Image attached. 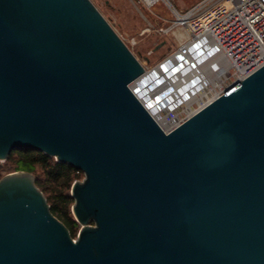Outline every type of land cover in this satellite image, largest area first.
Masks as SVG:
<instances>
[{"label": "water", "instance_id": "95a60500", "mask_svg": "<svg viewBox=\"0 0 264 264\" xmlns=\"http://www.w3.org/2000/svg\"><path fill=\"white\" fill-rule=\"evenodd\" d=\"M145 72L90 0H0V162L84 176L75 238L32 174L0 179V264H264V65L168 133Z\"/></svg>", "mask_w": 264, "mask_h": 264}, {"label": "rangeland", "instance_id": "374dc122", "mask_svg": "<svg viewBox=\"0 0 264 264\" xmlns=\"http://www.w3.org/2000/svg\"><path fill=\"white\" fill-rule=\"evenodd\" d=\"M202 1L204 0H163L153 8H147L140 0H90L145 68V74H150L147 80L142 77L131 88L158 124L169 129L172 126L164 122L161 113L155 111L153 105L162 104L165 100L164 107L172 108L174 101L172 102L170 97L167 98L173 85L168 87L167 83L170 82L168 79L179 76L184 70L186 62H184L183 68L181 64H178V57L171 55L180 47L187 45L191 33L197 28L199 22H202L224 3V0H219L213 4L211 7H214L213 9L207 8L205 11L197 12L189 20L186 27L178 24V16H187L185 14L193 10ZM176 13L180 15L176 17ZM178 32L187 33V37L179 39ZM145 94H149L150 98L147 99ZM4 162H0V165L4 166ZM2 175L5 176V173ZM83 178L81 173L77 181H82ZM78 228H80L79 225Z\"/></svg>", "mask_w": 264, "mask_h": 264}, {"label": "built area", "instance_id": "2783aa9c", "mask_svg": "<svg viewBox=\"0 0 264 264\" xmlns=\"http://www.w3.org/2000/svg\"><path fill=\"white\" fill-rule=\"evenodd\" d=\"M140 1L145 7L153 8L163 0ZM218 1L200 2L185 14L187 19L183 24L177 18L178 24L187 26L197 12L210 9ZM226 1L230 2V7L224 13L202 30H193L189 43L171 56H177L178 64L182 67L184 62H189L188 67L196 70V61L201 60L206 67H215L223 74L237 73V84L264 65V0H224ZM177 15L180 14L176 13V17ZM159 126L166 133L176 127L169 129Z\"/></svg>", "mask_w": 264, "mask_h": 264}, {"label": "bare ground", "instance_id": "6f19581e", "mask_svg": "<svg viewBox=\"0 0 264 264\" xmlns=\"http://www.w3.org/2000/svg\"><path fill=\"white\" fill-rule=\"evenodd\" d=\"M229 7H230V2L229 1L224 2L210 15H208L205 19H203L202 22H199L197 27L207 25L209 22L213 21L222 13H224ZM178 17H179L178 20L182 24L187 19V16L185 17L178 16ZM178 37L179 39H184L187 37V33L178 32ZM196 62L198 63L196 65V70L194 67L189 68L188 67L189 62H186L185 63L186 68H184L183 66L184 70L182 71L181 74H179V76H173L171 79H168L170 81V82L167 81L168 87L170 85H173V87L171 86L170 88L172 90L168 92L169 95L167 98L169 99L170 97L171 101L172 102L174 101L172 108L168 109L169 107L167 106H166L167 108L164 107L165 100L163 103L161 102L162 104L159 105L156 104L155 106L153 105L154 110L161 113L162 119L169 126L175 127L179 125L180 123L191 117L200 108L212 102L219 94L232 87L238 81L237 73L223 74L222 72L218 71L215 67L213 68H208V66L206 67V65H204V63H202L201 60H197ZM196 62L194 61L195 64ZM145 73L139 79L143 77L144 79L147 80L150 74L148 75ZM134 83L132 84V86L134 85ZM145 96L147 99L150 98L149 94L147 95L145 94Z\"/></svg>", "mask_w": 264, "mask_h": 264}, {"label": "trees", "instance_id": "16d2710c", "mask_svg": "<svg viewBox=\"0 0 264 264\" xmlns=\"http://www.w3.org/2000/svg\"><path fill=\"white\" fill-rule=\"evenodd\" d=\"M5 165H0V179L2 173L27 172L35 177L36 187L44 195L52 215L68 229L72 238L79 230L78 224L72 218L70 188L79 179L80 171L58 163L54 158L42 153L19 150L11 153Z\"/></svg>", "mask_w": 264, "mask_h": 264}, {"label": "crops", "instance_id": "0c3cea01", "mask_svg": "<svg viewBox=\"0 0 264 264\" xmlns=\"http://www.w3.org/2000/svg\"><path fill=\"white\" fill-rule=\"evenodd\" d=\"M214 20H215V19H214ZM211 22H212V21H211ZM209 23H210V22H209ZM209 23H208V24H209ZM208 24H207V25H208ZM207 25H205V26H201V27H197V28H195L194 30H195V31H200V30H202L204 27H206ZM198 29H199V30H198Z\"/></svg>", "mask_w": 264, "mask_h": 264}]
</instances>
